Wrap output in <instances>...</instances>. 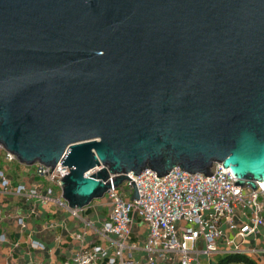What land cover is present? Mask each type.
I'll return each mask as SVG.
<instances>
[{
    "label": "water",
    "instance_id": "95a60500",
    "mask_svg": "<svg viewBox=\"0 0 264 264\" xmlns=\"http://www.w3.org/2000/svg\"><path fill=\"white\" fill-rule=\"evenodd\" d=\"M0 147L67 166L70 209L145 169L221 163L254 190L264 0H0Z\"/></svg>",
    "mask_w": 264,
    "mask_h": 264
},
{
    "label": "built area",
    "instance_id": "2783aa9c",
    "mask_svg": "<svg viewBox=\"0 0 264 264\" xmlns=\"http://www.w3.org/2000/svg\"><path fill=\"white\" fill-rule=\"evenodd\" d=\"M0 149L8 162L16 159ZM36 165L38 174L58 186L69 172L68 167L60 163L52 170ZM210 173L212 175L208 177L175 167L158 177L150 169L138 175L127 174V180L117 187L111 186L103 195L108 203L103 232L117 237L118 245L122 247L133 219H140L146 230V264H163L165 261L202 264L200 258H212L220 251V243L233 246L230 254H240V244L256 232L257 227L264 225L263 205L259 200L264 196V186L256 182L253 190L247 184L237 185L235 176L221 163H213ZM9 187V179L0 169V188L5 191ZM21 189L20 186L17 191ZM36 192L34 188L30 194ZM134 193L136 197L132 198ZM104 254L100 246L82 249L77 252L74 262L90 264Z\"/></svg>",
    "mask_w": 264,
    "mask_h": 264
},
{
    "label": "crops",
    "instance_id": "0c3cea01",
    "mask_svg": "<svg viewBox=\"0 0 264 264\" xmlns=\"http://www.w3.org/2000/svg\"><path fill=\"white\" fill-rule=\"evenodd\" d=\"M3 152L0 149V169L10 187L5 191L0 188V264H75L77 252L95 246L105 254L90 264H146V230L140 219H133L129 236L120 247L117 237L102 230L108 212L105 196L72 211L61 197V187L38 174L36 164L25 165L17 159L8 162ZM34 188L37 192L32 195ZM259 200L264 218V196ZM219 247L212 258L201 257L200 262L232 264L224 259L233 246L220 243ZM239 250L249 264H264V225L257 227Z\"/></svg>",
    "mask_w": 264,
    "mask_h": 264
},
{
    "label": "trees",
    "instance_id": "16d2710c",
    "mask_svg": "<svg viewBox=\"0 0 264 264\" xmlns=\"http://www.w3.org/2000/svg\"><path fill=\"white\" fill-rule=\"evenodd\" d=\"M224 261L231 262L232 264H239V263L249 264L250 263V261L246 259L244 256H242L241 254L229 255L224 259Z\"/></svg>",
    "mask_w": 264,
    "mask_h": 264
},
{
    "label": "bare ground",
    "instance_id": "6f19581e",
    "mask_svg": "<svg viewBox=\"0 0 264 264\" xmlns=\"http://www.w3.org/2000/svg\"><path fill=\"white\" fill-rule=\"evenodd\" d=\"M262 186H264V181L261 182Z\"/></svg>",
    "mask_w": 264,
    "mask_h": 264
}]
</instances>
